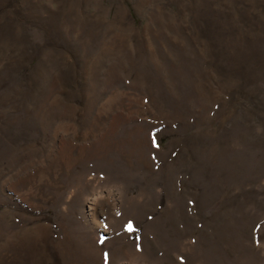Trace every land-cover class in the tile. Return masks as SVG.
<instances>
[{
  "label": "rangeland",
  "instance_id": "374dc122",
  "mask_svg": "<svg viewBox=\"0 0 264 264\" xmlns=\"http://www.w3.org/2000/svg\"><path fill=\"white\" fill-rule=\"evenodd\" d=\"M0 264H264V0H0Z\"/></svg>",
  "mask_w": 264,
  "mask_h": 264
},
{
  "label": "snow or ice",
  "instance_id": "6c2138e0",
  "mask_svg": "<svg viewBox=\"0 0 264 264\" xmlns=\"http://www.w3.org/2000/svg\"><path fill=\"white\" fill-rule=\"evenodd\" d=\"M126 230H131L132 229V223L129 222L128 224L125 225Z\"/></svg>",
  "mask_w": 264,
  "mask_h": 264
},
{
  "label": "clouds",
  "instance_id": "9594fccd",
  "mask_svg": "<svg viewBox=\"0 0 264 264\" xmlns=\"http://www.w3.org/2000/svg\"><path fill=\"white\" fill-rule=\"evenodd\" d=\"M120 187L122 188V185ZM118 195H121V192H118Z\"/></svg>",
  "mask_w": 264,
  "mask_h": 264
}]
</instances>
